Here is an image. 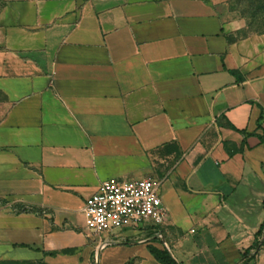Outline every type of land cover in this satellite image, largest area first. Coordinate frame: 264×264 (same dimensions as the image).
Here are the masks:
<instances>
[{
  "label": "crops",
  "instance_id": "1",
  "mask_svg": "<svg viewBox=\"0 0 264 264\" xmlns=\"http://www.w3.org/2000/svg\"><path fill=\"white\" fill-rule=\"evenodd\" d=\"M230 1L0 0V261L139 264L149 233L264 264V32ZM110 178L159 182L164 218L100 248L82 209Z\"/></svg>",
  "mask_w": 264,
  "mask_h": 264
},
{
  "label": "built area",
  "instance_id": "2",
  "mask_svg": "<svg viewBox=\"0 0 264 264\" xmlns=\"http://www.w3.org/2000/svg\"><path fill=\"white\" fill-rule=\"evenodd\" d=\"M159 186L151 178L104 181L82 209L87 234L94 239L101 238L99 246L105 248L130 242L127 240L130 234L149 228L155 231L164 218Z\"/></svg>",
  "mask_w": 264,
  "mask_h": 264
},
{
  "label": "rangeland",
  "instance_id": "3",
  "mask_svg": "<svg viewBox=\"0 0 264 264\" xmlns=\"http://www.w3.org/2000/svg\"><path fill=\"white\" fill-rule=\"evenodd\" d=\"M224 20H244L246 23V29L244 34L248 33H257L264 32V0H231L227 10L224 14ZM135 245H152L153 242H156L157 245L163 246L162 240H150V234H145L142 237H135ZM134 245V246H135ZM136 249H127L124 253L127 256H133L139 258V264H157L151 260L146 259L145 255H148V252H145L144 255L135 252ZM108 254V249L101 253L100 255V264H105V255ZM123 254V255H125ZM125 255V256H126ZM66 258V257H65ZM63 258V261L65 260ZM98 258V257H97ZM124 257H113L110 262L113 264H122ZM98 259H91L89 264H98ZM0 264H70L68 262L56 261V259L46 257L44 260L40 261H0ZM129 264H134V261H131Z\"/></svg>",
  "mask_w": 264,
  "mask_h": 264
},
{
  "label": "trees",
  "instance_id": "4",
  "mask_svg": "<svg viewBox=\"0 0 264 264\" xmlns=\"http://www.w3.org/2000/svg\"><path fill=\"white\" fill-rule=\"evenodd\" d=\"M147 250L158 264H177L176 261L171 257V255L166 250H159L151 245H147ZM247 257H248V253L243 254V258H247ZM252 258L253 257L248 258V260H251Z\"/></svg>",
  "mask_w": 264,
  "mask_h": 264
}]
</instances>
